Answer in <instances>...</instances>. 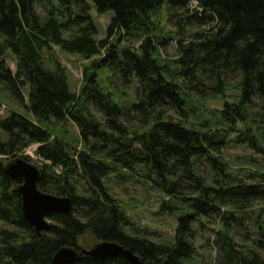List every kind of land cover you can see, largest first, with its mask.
Masks as SVG:
<instances>
[{"label":"trees","instance_id":"1","mask_svg":"<svg viewBox=\"0 0 264 264\" xmlns=\"http://www.w3.org/2000/svg\"><path fill=\"white\" fill-rule=\"evenodd\" d=\"M163 9L201 30L159 35ZM92 10L112 14L106 40L97 39ZM130 37H141L138 48L127 45ZM171 43L173 62L160 56ZM55 47L92 62L80 94ZM98 72L123 87L135 84L136 101L126 105L104 90ZM0 97L30 114L12 111L0 120V264H53L63 248L81 251L86 234L145 264H204L196 231L212 219L222 228L210 264H264L262 217L250 229L248 210L264 205V175L247 185L223 159L230 131L264 156V0H0ZM211 101L222 102V111L209 117ZM69 122L79 132L73 144L63 130ZM35 145L38 189L73 201L72 213L51 215L40 235L24 217L20 183L6 174L12 159L30 161L24 154ZM135 175L182 214L168 242L130 223L113 196L112 178ZM74 264L130 263L83 256Z\"/></svg>","mask_w":264,"mask_h":264},{"label":"rangeland","instance_id":"2","mask_svg":"<svg viewBox=\"0 0 264 264\" xmlns=\"http://www.w3.org/2000/svg\"><path fill=\"white\" fill-rule=\"evenodd\" d=\"M172 13V11L165 9H163V11L161 12V16L159 18L161 33L159 32V35L174 37L177 35L176 33L182 34L184 31L186 33H191L193 30H201L198 26L195 27L188 21L185 22L180 15H172ZM91 15L98 29L97 39L106 40L108 38L107 29L110 25L112 14L106 13L100 15L95 10H92ZM180 24L183 27H180ZM213 27V24H210L207 25V27H204V29L211 30ZM110 39V43L115 42L113 38ZM129 40L130 43L127 44L128 42H126L127 45H135L134 47L138 48L141 44V37H136L135 39L134 37H130ZM54 53L61 65L67 70L69 84L72 92L77 95L80 94L83 89L84 80L86 78V76L84 75L85 69L87 67L89 68L92 65V62L78 55L64 53L57 47H55ZM160 56L164 60L166 59L170 62L175 61L177 59V53L174 44L171 43L166 49H162ZM4 59L15 73L16 64L11 51H7L5 53ZM92 71L93 70H91V72ZM96 74L98 80H101V82L106 86L105 88L103 87L104 90H112L113 92H115L124 102V104L129 105V103H131L132 101H136L135 84L128 87H123L118 82V80L112 76L111 73L106 72L102 75L101 72H98ZM0 103L2 104V107L0 108V120L8 117L12 111L19 112L22 115H28L27 111H24L23 108H19L9 103L2 97H0ZM221 103L222 102L220 101H211L210 103H208L205 107V110L209 111L207 113V116L211 117L213 113H217V111L221 112ZM28 116L30 117V114ZM212 124L215 125V123ZM224 129L225 133H228L230 131L229 127H226ZM63 130L67 131L66 134L71 143H76L79 141V132L73 123L69 122L63 128ZM260 138L264 139V136H260ZM226 144L227 145L224 149L223 159L228 163V166L230 167V169H232L233 172H235L236 175L243 176L247 185L254 184L255 182L252 179L259 178V175H264V172H262V170L264 169V156L262 154H259L258 152H256V150H253V148H251L249 145H240L237 134L232 133L231 131L229 133V137L227 138ZM36 148V145L31 147L24 154V156L29 157L30 163L38 167L41 164V160L35 153ZM205 165L206 164H204V166ZM111 180L113 182V196L116 198L117 202L123 206L130 223L150 232L151 240H155L157 242H168L172 239L171 237L173 236L177 227L178 218L182 216V214L181 212L178 213L173 211L172 209L168 208V206H163L165 197L154 187L153 184H149V182H147L148 180H143L141 177H138L136 175L134 176V178L123 179L122 177L118 176L116 178H112ZM251 206L252 207L248 208V210L249 214H251L252 218L254 219H252L250 222L251 224H249L251 227L250 229H253V222L258 215H261L262 217L260 219V222L263 226L264 205L253 204ZM227 209L228 208H224L222 212L225 213ZM211 222L212 223L207 220H203L204 226L196 231L195 248L198 254L199 261L204 264H210L212 263V260L215 259L216 252L213 248V241L215 239L216 233L222 228L219 219H212ZM49 223L51 224L50 220ZM239 235L240 236H238L237 241H239L238 244L242 248L245 239L243 236L245 234L240 232ZM98 243L100 242L92 235L86 234L79 239L78 245L81 250L83 249L86 251H90Z\"/></svg>","mask_w":264,"mask_h":264},{"label":"water","instance_id":"3","mask_svg":"<svg viewBox=\"0 0 264 264\" xmlns=\"http://www.w3.org/2000/svg\"><path fill=\"white\" fill-rule=\"evenodd\" d=\"M6 174L12 182L22 183L18 191L22 196L24 217L37 234L40 235L42 232L50 230L49 217L51 215L72 213V199L46 194L38 189L41 178L40 171L22 157L16 158L7 166ZM83 256H91L97 261H106L121 256L130 264H145L131 250L114 242L99 243L90 251L81 250L78 252L73 248H63L56 253L53 264H74L80 261Z\"/></svg>","mask_w":264,"mask_h":264}]
</instances>
